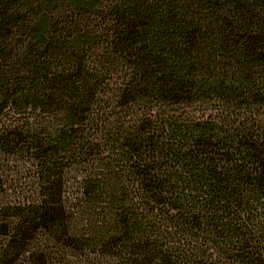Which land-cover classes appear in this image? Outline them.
<instances>
[{"label":"trees","instance_id":"trees-1","mask_svg":"<svg viewBox=\"0 0 264 264\" xmlns=\"http://www.w3.org/2000/svg\"><path fill=\"white\" fill-rule=\"evenodd\" d=\"M0 264H264V0H0Z\"/></svg>","mask_w":264,"mask_h":264},{"label":"rangeland","instance_id":"rangeland-1","mask_svg":"<svg viewBox=\"0 0 264 264\" xmlns=\"http://www.w3.org/2000/svg\"><path fill=\"white\" fill-rule=\"evenodd\" d=\"M11 174H28V173H26V172H24V171L21 172L19 169H15V171H12ZM70 174H77V173H76V172H72V173H70ZM18 177H19V176H17L16 179H14V180H15V181H18V180H17ZM17 183H18V184H17L18 187H19V186H22V187L24 188V184H25V183H24L23 181H18ZM71 183H72V181H71ZM69 184H70V183H69ZM69 190H70V191H74V190H76V186H74V185L71 186V187L69 188Z\"/></svg>","mask_w":264,"mask_h":264}]
</instances>
